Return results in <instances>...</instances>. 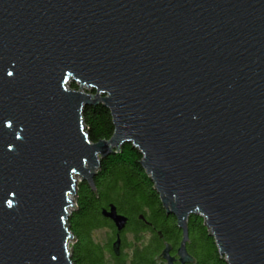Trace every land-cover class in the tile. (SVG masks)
<instances>
[{"label":"water","instance_id":"1","mask_svg":"<svg viewBox=\"0 0 264 264\" xmlns=\"http://www.w3.org/2000/svg\"><path fill=\"white\" fill-rule=\"evenodd\" d=\"M125 144L182 233L160 260L195 263L200 216L228 264H264V0H0V264H72L77 186ZM102 215L119 257L129 220Z\"/></svg>","mask_w":264,"mask_h":264},{"label":"trees","instance_id":"2","mask_svg":"<svg viewBox=\"0 0 264 264\" xmlns=\"http://www.w3.org/2000/svg\"><path fill=\"white\" fill-rule=\"evenodd\" d=\"M78 90L77 84H71ZM83 122L90 142L108 141L114 133L110 112L99 106L87 109ZM143 157L132 144H125L118 154L101 161L95 190L87 183L77 186L75 209L68 218L69 231L75 241L70 244L72 264H165L160 255L165 244L176 256L182 240L176 219L167 215L150 177L141 166ZM113 205L118 214L128 218L121 235L120 256L113 251L117 232L113 223L104 218L103 210ZM112 230L105 245L94 241L92 234L100 229ZM188 252L194 264H228L221 257L205 220L195 216L189 223ZM128 235L133 241H128ZM129 250L127 253L126 251Z\"/></svg>","mask_w":264,"mask_h":264},{"label":"rangeland","instance_id":"3","mask_svg":"<svg viewBox=\"0 0 264 264\" xmlns=\"http://www.w3.org/2000/svg\"><path fill=\"white\" fill-rule=\"evenodd\" d=\"M79 88H80V86H79ZM69 89H72L71 88V84H70ZM76 91H80V89H78ZM73 211L71 213H73ZM111 232H112V230L109 229V228L100 229V230L95 231L92 234V237H93L94 241L98 242L99 244L105 245L108 242V240H109V236H110ZM128 241L129 242L133 241V236L132 235H128ZM126 252L128 253L129 250H127ZM108 264H114V262L110 261Z\"/></svg>","mask_w":264,"mask_h":264}]
</instances>
